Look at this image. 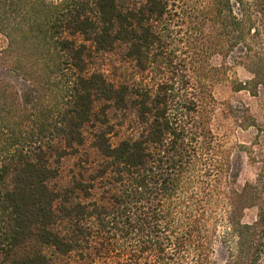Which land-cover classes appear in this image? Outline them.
I'll return each mask as SVG.
<instances>
[{
	"label": "trees",
	"instance_id": "16d2710c",
	"mask_svg": "<svg viewBox=\"0 0 264 264\" xmlns=\"http://www.w3.org/2000/svg\"><path fill=\"white\" fill-rule=\"evenodd\" d=\"M0 35V68L29 86L19 96L0 79V264H49L48 250L210 264L226 172L210 60L241 47L248 85L264 86V0H0ZM110 53L139 79H109L96 62ZM229 226L228 264H259L263 204Z\"/></svg>",
	"mask_w": 264,
	"mask_h": 264
},
{
	"label": "rangeland",
	"instance_id": "374dc122",
	"mask_svg": "<svg viewBox=\"0 0 264 264\" xmlns=\"http://www.w3.org/2000/svg\"><path fill=\"white\" fill-rule=\"evenodd\" d=\"M17 22H10V25L15 27ZM6 45L4 37L0 35V51ZM254 46L258 55L254 69L256 67L264 77V40ZM240 48L226 52L224 57L216 56L210 60L211 66L221 70L217 80L212 79L211 91L215 104L211 128L226 171L220 185L224 193L223 199L220 198L223 202L212 209L209 220L212 247L210 264H228L235 244L229 226L231 221L252 224L256 221L258 207L261 203L264 206V86L248 85L254 78L251 72L253 64L248 67L237 62ZM96 64L103 67L105 75L113 81L125 82L140 77L134 64L129 60L124 61L119 54H106ZM0 79L10 83L19 96L29 88L27 82L4 68H0ZM261 83L264 85V78ZM128 118L132 123V115H128ZM71 162L70 158L66 159L63 167L66 169ZM228 203H233L232 207ZM262 241L264 243V238ZM47 255L49 264H103L100 258L76 261L74 254L65 256L49 250ZM259 264H264V253Z\"/></svg>",
	"mask_w": 264,
	"mask_h": 264
}]
</instances>
